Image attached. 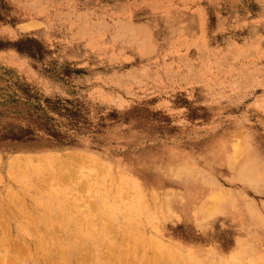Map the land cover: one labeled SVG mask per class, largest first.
Listing matches in <instances>:
<instances>
[{
    "label": "rangeland",
    "instance_id": "rangeland-1",
    "mask_svg": "<svg viewBox=\"0 0 264 264\" xmlns=\"http://www.w3.org/2000/svg\"><path fill=\"white\" fill-rule=\"evenodd\" d=\"M89 17L0 0V264H264V60L106 66Z\"/></svg>",
    "mask_w": 264,
    "mask_h": 264
},
{
    "label": "crops",
    "instance_id": "crops-1",
    "mask_svg": "<svg viewBox=\"0 0 264 264\" xmlns=\"http://www.w3.org/2000/svg\"><path fill=\"white\" fill-rule=\"evenodd\" d=\"M86 14L105 25L91 34L88 49L101 44L102 51H111L102 61L106 66L124 65L121 59L139 65L146 62L150 67L161 60L167 66L178 56L185 60H264V0H86ZM113 33L126 36L124 41L116 40L123 45L107 41ZM178 43L186 46L174 54ZM131 45L139 47L145 58ZM214 68L212 73H217ZM241 68L235 70L244 74ZM202 69L198 73H206ZM250 74L264 84V66Z\"/></svg>",
    "mask_w": 264,
    "mask_h": 264
},
{
    "label": "bare ground",
    "instance_id": "bare-ground-1",
    "mask_svg": "<svg viewBox=\"0 0 264 264\" xmlns=\"http://www.w3.org/2000/svg\"><path fill=\"white\" fill-rule=\"evenodd\" d=\"M228 164H229V166H230V168L233 170V172L235 173V174H237L238 176H240V177H242V178H244V179H246V180H248V181H250V180H252V178H254V177H256V175H257V173H256V171H258V168H256V167H253V168H250L249 166H247V165H244V164H241V163H236V162H233L232 160H228ZM60 168V167H59ZM63 169V168H62ZM187 170V169H186ZM60 172V171H59ZM39 173V172H38ZM185 174V173H184ZM47 175V174H46ZM54 175V174H53ZM50 176H51V174H50ZM47 177V176H46ZM184 177H187L188 178V180L186 181L185 180V182H184V184L185 185H187V187L188 188H191V187H193L194 186V183H193V180H192V178H191V176H190V171L188 170V171H186V174H185V176ZM248 177H252L251 179L250 178H248ZM64 178V177H63ZM49 180V179H48ZM47 180V181H48ZM62 180V179H61ZM179 181H181L182 182V178L180 177L179 179H178ZM17 182V181H16ZM199 187V186H198ZM196 188V187H195ZM22 199V198H21ZM24 205H25V201H24ZM2 209V208H1ZM11 209V208H10ZM92 209V208H91ZM23 210H25V208L23 209ZM19 213H17V215H18ZM3 215V214H2ZM45 222V221H44ZM3 223H4V221H3ZM3 226H4V224H3ZM55 226V225H54ZM56 227V226H55ZM54 227V228H55ZM4 228V227H3ZM57 229V228H56ZM57 233V232H56ZM8 234V233H7ZM10 236V235H9ZM38 238V237H37ZM54 238H55V235H54ZM10 239V238H9ZM43 240V239H42ZM35 241V240H34ZM39 241V240H38ZM41 241V240H40ZM11 242V241H10ZM36 243V242H35ZM14 245V244H13ZM9 246V245H8ZM15 246V245H14ZM32 248V247H31ZM30 249V248H29ZM54 250V249H53ZM36 251V250H35ZM17 252V251H16ZM29 252V251H28ZM19 253V252H18ZM17 253V254H18ZM39 253V252H38ZM58 253H59V251H58ZM18 256H19V254H18ZM20 257V256H19ZM48 258V257H47ZM62 258V257H61ZM22 259V258H21ZM52 259H53V257H52ZM6 260V259H5ZM45 260H46V258H45ZM1 261V260H0ZM66 261V260H65ZM67 262V261H66ZM9 264V263H8ZM40 264V263H39ZM133 264V263H132Z\"/></svg>",
    "mask_w": 264,
    "mask_h": 264
}]
</instances>
